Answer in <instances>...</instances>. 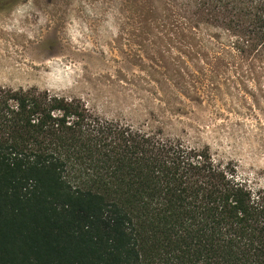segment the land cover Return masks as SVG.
<instances>
[{"label":"trees","instance_id":"obj_1","mask_svg":"<svg viewBox=\"0 0 264 264\" xmlns=\"http://www.w3.org/2000/svg\"><path fill=\"white\" fill-rule=\"evenodd\" d=\"M193 13L207 43L264 47V0ZM0 264H264V187L81 100L0 86Z\"/></svg>","mask_w":264,"mask_h":264},{"label":"rangeland","instance_id":"obj_2","mask_svg":"<svg viewBox=\"0 0 264 264\" xmlns=\"http://www.w3.org/2000/svg\"><path fill=\"white\" fill-rule=\"evenodd\" d=\"M203 0H0V86L208 149L264 187V47L189 29Z\"/></svg>","mask_w":264,"mask_h":264}]
</instances>
